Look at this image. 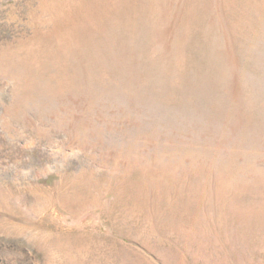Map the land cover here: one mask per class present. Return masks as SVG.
<instances>
[{"label": "rangeland", "instance_id": "obj_1", "mask_svg": "<svg viewBox=\"0 0 264 264\" xmlns=\"http://www.w3.org/2000/svg\"><path fill=\"white\" fill-rule=\"evenodd\" d=\"M0 264H264V0H0Z\"/></svg>", "mask_w": 264, "mask_h": 264}]
</instances>
